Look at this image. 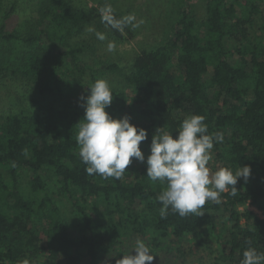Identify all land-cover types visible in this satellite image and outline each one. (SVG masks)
Wrapping results in <instances>:
<instances>
[{
  "label": "trees",
  "instance_id": "16d2710c",
  "mask_svg": "<svg viewBox=\"0 0 264 264\" xmlns=\"http://www.w3.org/2000/svg\"><path fill=\"white\" fill-rule=\"evenodd\" d=\"M203 1L197 18L185 0L170 36L139 52L122 75L116 62L83 61L97 41L88 28L120 41L129 34V27L121 32L101 22L108 4L37 0L34 24L20 39L29 49L17 61L5 60L0 49V74L32 80L37 88L34 115L1 117L0 167L7 179L0 175V264H115L137 239L156 256L152 264H240L248 247L264 253V0ZM16 39L0 26V43ZM113 74L122 75L124 88L110 87L105 111L147 131L141 150H150L153 135L175 138L185 118L202 115L208 134L224 137L211 150L210 172L251 168L246 183L238 179V194L206 202L201 216L169 210L162 218L157 197L166 185L150 181L146 165L126 169L119 180L88 175L76 136L84 122L78 97L90 86L76 76L92 85ZM21 169L32 174L26 189ZM49 175L79 216L72 229L52 200L39 197Z\"/></svg>",
  "mask_w": 264,
  "mask_h": 264
},
{
  "label": "clouds",
  "instance_id": "9594fccd",
  "mask_svg": "<svg viewBox=\"0 0 264 264\" xmlns=\"http://www.w3.org/2000/svg\"><path fill=\"white\" fill-rule=\"evenodd\" d=\"M101 22L123 32L126 27L138 28L144 23L136 21L134 14L116 19L110 5L101 8ZM96 38L104 41L106 36L88 28ZM115 42H109L107 50L113 52ZM87 95L78 97V106L84 109L83 123L79 124L76 141L79 157L86 166L88 175H99L104 179L119 180L132 163L133 158L146 164V176L152 182H159L166 187L157 197L162 205L161 217L168 211L185 217L198 213L208 201L220 202L222 193L238 194L235 185L238 179L246 183L251 175L248 165L240 166L233 173L229 167H220L210 172L207 167L212 158L214 143L223 142V133L208 134L205 117L191 115L185 118L176 133L153 135L150 143V155L145 159L141 142L148 138L147 131L130 123V117L114 119L105 111L113 100L110 85L104 79L96 80L87 90ZM159 129H157L158 131ZM134 252L135 254H130ZM123 255L115 264H152L154 256L146 243L137 239L132 251ZM264 253L248 247L242 253L240 264H262ZM22 264H29L24 260Z\"/></svg>",
  "mask_w": 264,
  "mask_h": 264
},
{
  "label": "rangeland",
  "instance_id": "374dc122",
  "mask_svg": "<svg viewBox=\"0 0 264 264\" xmlns=\"http://www.w3.org/2000/svg\"><path fill=\"white\" fill-rule=\"evenodd\" d=\"M76 7H91L105 2L110 5L113 11H118L121 15L127 16L134 14L136 21L143 20L144 23L138 28L129 26V34H124V41L117 40L110 35H105L106 39L100 41L97 39L94 49L86 56L83 61L87 65H93L96 62L112 61L119 65L121 74L130 73L133 58L142 50L150 51L163 44L170 36L172 28L176 22L181 9L185 7V0H70ZM190 11L197 17L204 15L203 0H188ZM37 0H0V26L4 25L6 33L16 34L19 39L3 41L0 43L1 56L5 60L17 61L29 49L20 39L34 24V9ZM10 5L14 6L13 12L6 17V11ZM259 26V20L256 19L255 28ZM254 28V30H255ZM252 30L251 32H253ZM91 33V32H87ZM89 34L87 39H89ZM109 42H115L116 49L113 52L107 50ZM175 70V69H174ZM120 74H113L107 77V82L112 88H124L123 78ZM76 80L88 84L86 77H77ZM37 96V88L34 81L25 80L19 76H10L9 74H0V123L1 117L9 113L14 114H32L36 113L31 104V99ZM145 159L150 155V150H142ZM145 163L138 162L134 158L131 166L126 172L131 173L135 168L139 169ZM1 178L7 179V169L0 167ZM20 186L26 189L31 180L32 174L21 169L18 172ZM60 185L56 179L49 175L44 182V189L39 193L40 198L52 200L54 205L60 210L61 214L67 219L70 229L72 225L79 220L73 202L68 197L61 196L59 193ZM253 210L258 212L256 209ZM69 229V230H70ZM71 231V230H70Z\"/></svg>",
  "mask_w": 264,
  "mask_h": 264
}]
</instances>
